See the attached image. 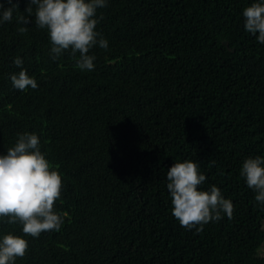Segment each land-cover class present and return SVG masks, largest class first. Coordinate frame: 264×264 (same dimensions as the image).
<instances>
[{"label": "trees", "instance_id": "trees-1", "mask_svg": "<svg viewBox=\"0 0 264 264\" xmlns=\"http://www.w3.org/2000/svg\"><path fill=\"white\" fill-rule=\"evenodd\" d=\"M14 2L26 15L28 0ZM251 2L108 0L96 30L109 47L91 49L92 71L75 68L78 54L52 60L34 24L0 26V154L35 132L66 214L59 232L25 236L16 264H264V212L239 175L264 155V45L242 17ZM17 56L36 89L12 87ZM185 159L233 202L231 219L197 232L171 215L166 173Z\"/></svg>", "mask_w": 264, "mask_h": 264}, {"label": "clouds", "instance_id": "clouds-1", "mask_svg": "<svg viewBox=\"0 0 264 264\" xmlns=\"http://www.w3.org/2000/svg\"><path fill=\"white\" fill-rule=\"evenodd\" d=\"M108 0H28L25 14L18 11L14 0H0V26L15 21L20 33L29 24L44 30L48 37V54L57 60L65 52L73 58L75 68L92 71L96 56L91 49L107 50L109 43L96 30L102 16L97 10ZM15 14V15H14ZM244 30L264 45V0H252L242 10ZM258 33V34H257ZM12 63L19 69L10 73L14 89H36L37 81L23 67L17 56ZM247 188L254 194L255 207L264 212V155L246 157L239 169ZM166 188L170 197L171 215L185 228L201 231L204 225L224 218L231 219L234 205L220 188L204 187L205 174L193 160L176 161L166 173ZM62 177L46 159L35 132L17 133L12 147L0 154V223L19 225L20 232L0 230V264H16L28 250L25 236L38 238L43 232H59L65 223V213L54 209L61 197ZM260 255L259 248L254 257Z\"/></svg>", "mask_w": 264, "mask_h": 264}, {"label": "rangeland", "instance_id": "rangeland-1", "mask_svg": "<svg viewBox=\"0 0 264 264\" xmlns=\"http://www.w3.org/2000/svg\"><path fill=\"white\" fill-rule=\"evenodd\" d=\"M260 254L264 255V244L262 245V247L260 248Z\"/></svg>", "mask_w": 264, "mask_h": 264}]
</instances>
